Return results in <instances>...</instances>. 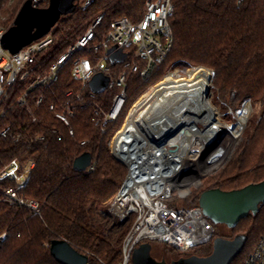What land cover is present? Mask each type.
I'll use <instances>...</instances> for the list:
<instances>
[{"label": "trees", "instance_id": "trees-1", "mask_svg": "<svg viewBox=\"0 0 264 264\" xmlns=\"http://www.w3.org/2000/svg\"><path fill=\"white\" fill-rule=\"evenodd\" d=\"M25 1L0 0V26L10 28ZM85 1L76 0L74 10L63 15L53 28L55 44L47 64L63 54L99 16L104 18L97 28V42L114 21L121 18L139 21L147 2L94 0L84 7ZM172 2L173 48L159 70L148 79L140 73L131 78L127 91L129 103L117 123L108 126L106 134L94 123L90 102L67 97L69 91L78 92L81 86L72 76V61L63 68L56 84L34 95L37 99L44 93L39 107L34 100L30 109L19 107L16 99L24 86L17 84L12 89L10 103H15L14 109L0 120V130L11 123L23 133V138L13 142L0 137V171L14 159L22 164L33 160L36 166L24 193L26 198L38 201L41 208L36 213L8 202L3 192L14 183L0 182V264H60L50 251L51 242L58 239L66 240L87 255L89 264H121L123 242L134 219L121 222L109 211L128 173L127 167L113 156L109 143L134 101L169 70L192 66L210 69L214 72V93L224 110L239 112L248 102L253 107L232 158L216 173L203 178L184 205L199 206L200 197L207 190L233 191L264 181V0ZM48 5L46 1L39 7ZM115 68L118 72L121 65ZM194 72L211 82V71ZM53 104L57 107L55 111L50 110ZM67 107L74 111L69 116V125L56 116ZM256 114L258 118L254 119ZM33 117L37 118L36 122ZM38 136H45V140H35ZM84 155L91 158L93 172L75 170L76 160ZM229 230L233 238L247 237L240 258L233 263L244 264L264 236V205L257 215H250ZM217 237L215 232L214 239ZM164 246L177 253L173 261L191 255L207 256L212 252L213 241L191 253Z\"/></svg>", "mask_w": 264, "mask_h": 264}, {"label": "built area", "instance_id": "built-area-1", "mask_svg": "<svg viewBox=\"0 0 264 264\" xmlns=\"http://www.w3.org/2000/svg\"><path fill=\"white\" fill-rule=\"evenodd\" d=\"M46 1L50 2L32 0L35 7ZM92 2L94 0H86L84 7ZM173 13L172 0H147L144 15L139 21L118 19L103 39L97 42V28L104 18L101 15L50 65L47 59L55 44L53 30L13 55L1 43L9 28L0 26V120L14 109L15 103H10V98L17 84L24 87L16 104L30 109L34 100V104L39 107L44 101V93L37 99L34 95L56 84L63 68L72 61V76L81 86L78 92L69 91L67 97L75 96L81 103L90 102L94 108L93 121L100 127L101 133L106 134L108 126L117 123L129 103L127 91L131 78L140 73L148 79L159 70L171 52L174 38L170 18ZM112 48H115L114 51L109 53ZM116 52L120 54L113 58ZM117 64L121 65L118 72L115 68ZM170 73L134 101L125 121L109 143L115 159L128 170L109 211L121 222L134 219L123 242L121 264H131L134 251L143 243L158 242L178 252L191 253L209 244L215 237V227L202 208L198 205H184L193 188H198L207 176L203 175V171L196 172L194 166L179 164L173 157L176 151L174 145L146 150L143 147L137 153L130 154L133 149L129 142L123 145L118 143L120 134L138 122L143 112L139 109L148 99H152L160 84L170 77ZM96 76L109 80L103 92L96 93L91 88L90 83ZM56 109L54 104L50 106L51 111ZM73 114L74 111L67 107L66 111L58 112L56 116L69 125V116ZM36 121L37 118L33 117V122ZM70 135H73V131H70ZM0 137L18 142L23 138V133L9 123L0 130ZM35 140L44 141L45 136L35 137ZM35 166L33 160L22 164L14 159L0 171V182L14 183L3 192L8 202L38 213L41 208L39 202L26 198L24 193ZM94 170V164L87 168L88 173ZM244 264H264V236Z\"/></svg>", "mask_w": 264, "mask_h": 264}, {"label": "bare ground", "instance_id": "bare-ground-1", "mask_svg": "<svg viewBox=\"0 0 264 264\" xmlns=\"http://www.w3.org/2000/svg\"><path fill=\"white\" fill-rule=\"evenodd\" d=\"M198 69L204 68L195 66L187 69L185 76H179L187 77ZM212 80L213 72L211 84L199 74L183 79L170 75L139 109L143 111L140 119L120 134L118 143L129 142L133 149L130 154L143 147L146 150L174 145L177 152L173 157L179 164L194 166L196 172L211 173L219 168L231 156L240 132L220 123L210 99ZM209 147L210 154L203 158Z\"/></svg>", "mask_w": 264, "mask_h": 264}, {"label": "water", "instance_id": "water-1", "mask_svg": "<svg viewBox=\"0 0 264 264\" xmlns=\"http://www.w3.org/2000/svg\"><path fill=\"white\" fill-rule=\"evenodd\" d=\"M75 1L50 0L45 8L35 7L32 0L25 1L14 24L5 33L1 41L2 47L14 55L34 41L45 37L63 15L74 10ZM114 49L112 48L109 53ZM119 54L120 52H116L112 57L117 58ZM108 83V79L96 76L90 85L94 92L99 93L107 88ZM90 165L91 158L84 155L76 160L74 168L77 171H85ZM262 205H264V181L233 191L207 190L202 193L199 201L204 214L214 224L225 225L228 229H235L243 219L257 215ZM246 242L245 236H237L233 239L219 237L213 240L211 254L192 255L170 262L154 258L152 245L143 243L134 251L132 264H233L243 252ZM50 251L60 264H89V257L78 252L66 240H53Z\"/></svg>", "mask_w": 264, "mask_h": 264}, {"label": "rangeland", "instance_id": "rangeland-1", "mask_svg": "<svg viewBox=\"0 0 264 264\" xmlns=\"http://www.w3.org/2000/svg\"><path fill=\"white\" fill-rule=\"evenodd\" d=\"M169 72H171L170 74H171V77H173V79L187 78L190 75H192V73L198 74L197 72H192V73H189L187 77H181V76H185L186 75V70H175V71H170L169 70ZM172 74H173V76H172ZM179 75H181V76H179ZM207 81H209V80H207ZM210 84H211V82H210ZM210 99L212 101L213 106L218 111V118L220 120V123L223 126H225V127H229L231 129H233V131H235V132H240L239 139H238V141L236 143V145H237L239 140H241L243 138V136H244V132H245V130L247 128V124H248L249 118H250V116H251V114L253 112L252 105L251 104H246L245 107L243 108V110H241L239 112L233 111L231 109L224 110L221 107L220 102L216 98V94L214 93L213 86H212V89H211V92H210ZM257 118H258V115L256 114L254 116V119H257ZM124 121H125V118L123 120L121 119L119 124H122ZM202 127H203L202 125L199 126V128L203 129L204 127L203 128ZM241 135H242V138H241ZM236 145L234 146V149H233V151L231 153V156L228 158V161L232 158L233 152L235 151V148H236ZM210 152H211V147H209L208 149L206 148V150L203 152L204 155H205V157H203V158H206V156H208V154H210ZM225 163H223V165H221L219 168H217L213 172L214 173L217 172L221 167L224 166ZM202 173H203V175H207V176L213 174L212 172L211 173L202 172ZM196 188L197 187H194L193 191H196ZM213 225L215 227L216 234L218 235L217 238H219V237H222V238L232 237L231 236L232 232L225 225H222V224L218 225V224H214V223H213ZM229 239H231V238H229ZM151 245H152V255H153L154 258H156L158 260L162 259V260H166V261H172V259L177 256L176 252H174V251H172L170 249H166L165 246L163 244H161V243L152 242Z\"/></svg>", "mask_w": 264, "mask_h": 264}]
</instances>
